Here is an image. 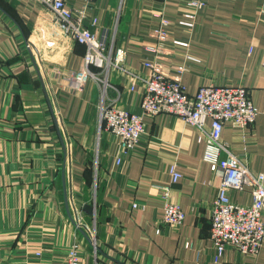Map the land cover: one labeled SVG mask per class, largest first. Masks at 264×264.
Here are the masks:
<instances>
[{
    "label": "crops",
    "instance_id": "0c3cea01",
    "mask_svg": "<svg viewBox=\"0 0 264 264\" xmlns=\"http://www.w3.org/2000/svg\"><path fill=\"white\" fill-rule=\"evenodd\" d=\"M186 1L66 0L136 70L158 61L173 76L183 66L190 95L202 85L245 86L257 120L226 123L222 139L264 172V0H204L197 12ZM86 51L42 4L0 0V264H66L75 245L80 264H264V245L257 256L213 247L211 203L223 173L182 117L146 116L143 151L115 164L117 139L101 128L104 84L90 80L76 93L70 82ZM109 81L105 103L143 113L142 87L132 91L116 71ZM171 165L183 175L177 183ZM165 185L186 211L180 227L162 221ZM231 196L252 202L248 189Z\"/></svg>",
    "mask_w": 264,
    "mask_h": 264
},
{
    "label": "built area",
    "instance_id": "2783aa9c",
    "mask_svg": "<svg viewBox=\"0 0 264 264\" xmlns=\"http://www.w3.org/2000/svg\"><path fill=\"white\" fill-rule=\"evenodd\" d=\"M33 1L53 13L66 35L86 46L83 63L70 74V82L76 93L83 92L90 80L104 84V100L100 105L101 128L107 129L117 139L119 150L115 164H121L125 156L143 151L141 143L146 133V116L163 113L182 117L198 130L199 139L205 141V161L223 173L217 197L211 203L210 238L213 247L219 255L235 249L244 255L257 256L264 245V172L252 170L222 139L224 125L228 122L243 128L255 124L259 109L252 101L249 90L243 85H202L195 95H190L183 83L185 67H177L176 73L168 76L158 61H147L144 66L149 68L148 73L136 70L128 64L124 48L108 44L105 37L100 38L84 24V11L73 9L66 0ZM205 3L204 0L186 1L195 12ZM195 15L188 13L186 16L195 18ZM183 23L193 25L192 22ZM165 34L159 31L161 39H165ZM146 49L159 53L156 45H148ZM113 71L122 75L132 91L142 87V114L119 107L113 101L105 103L107 88L113 86L109 81ZM169 172L172 183H177L183 176L175 165L170 166ZM161 188L165 198L163 223L182 226L186 211L179 203L171 201L170 185ZM246 189L251 193V204L233 200L232 191ZM79 250V245L70 250L66 264H80Z\"/></svg>",
    "mask_w": 264,
    "mask_h": 264
}]
</instances>
